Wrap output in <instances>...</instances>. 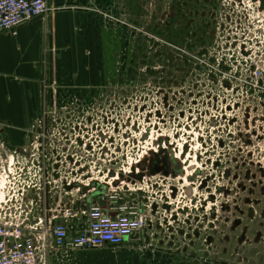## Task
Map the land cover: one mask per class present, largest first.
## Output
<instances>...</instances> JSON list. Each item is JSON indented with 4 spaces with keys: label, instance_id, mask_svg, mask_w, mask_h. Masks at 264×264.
<instances>
[{
    "label": "rangeland",
    "instance_id": "obj_1",
    "mask_svg": "<svg viewBox=\"0 0 264 264\" xmlns=\"http://www.w3.org/2000/svg\"><path fill=\"white\" fill-rule=\"evenodd\" d=\"M248 5L249 0H130L127 18L113 16L114 24L125 26L129 57L90 64L108 65L109 76L90 78L93 83L82 92L70 93L67 78H44L43 113L29 126L27 145L36 153L45 145L41 135L57 138V120L80 122V129L65 130L71 133L66 158L75 148L77 164L69 166L65 154L51 159L61 177L51 195L60 192V183H111L109 176L103 179L110 168L118 178L113 192L128 197L129 205H145V228L163 264H241L228 246L233 244L257 251V264H264V91L248 98L238 89L250 81L249 68L255 78L262 74L264 86V20ZM225 66L228 74L217 73ZM157 146L183 152L184 167L191 168L176 178L162 168L146 172L134 187L139 182L126 179L128 166L150 157ZM14 152L0 142V201L3 182L6 197L25 190L26 199L34 200L39 184L51 178L45 179L41 167L49 162L31 166ZM82 167L77 175L71 171ZM123 171L126 177L120 178ZM194 172L190 183L186 178ZM138 187L143 192H133ZM89 192H95L91 185L74 199L86 200ZM237 208L252 234L231 237L232 226L224 223L240 215ZM219 250L229 253L222 258Z\"/></svg>",
    "mask_w": 264,
    "mask_h": 264
},
{
    "label": "crops",
    "instance_id": "obj_2",
    "mask_svg": "<svg viewBox=\"0 0 264 264\" xmlns=\"http://www.w3.org/2000/svg\"><path fill=\"white\" fill-rule=\"evenodd\" d=\"M48 5L51 11L45 18H35L13 31L0 33V142L1 147L14 151L30 148L29 126L43 113L44 78H67V93L82 92L83 86L93 83L90 78L110 73L105 64L98 69L90 67L92 61L129 57L125 26L114 24L113 16L127 18L130 0H48ZM67 192L69 200L66 196L57 198L61 203L41 198L26 210V234L46 245L47 264H163L162 251L151 245L152 234L146 228L135 232L120 247L68 253L55 249L47 231L49 225L63 223L76 229L86 223L84 213L92 206L114 218L119 215L116 207L129 203L124 194L110 201L107 195L111 191L103 192L99 187L96 193L89 192L86 200L74 199L80 192ZM70 209L76 216L65 218L63 212Z\"/></svg>",
    "mask_w": 264,
    "mask_h": 264
},
{
    "label": "built area",
    "instance_id": "obj_3",
    "mask_svg": "<svg viewBox=\"0 0 264 264\" xmlns=\"http://www.w3.org/2000/svg\"><path fill=\"white\" fill-rule=\"evenodd\" d=\"M248 10H250L249 5ZM50 11L51 9L48 5V0H0V33L13 31L21 24L32 19L45 18ZM255 22L258 23L259 20H256ZM259 26L262 28L264 27V24L261 23ZM223 69V71H217V73L220 75H226L230 72V68L226 67ZM246 72H249L247 77H249L250 81H247L245 86H239L238 89L240 91L245 90V97L253 98L254 95H257L258 90L264 91V86L262 85L263 76L261 74L260 78H255L254 75L256 73L250 71V68ZM237 80L240 84L242 83L240 79ZM43 119L44 123H48L47 119ZM85 122L88 123V120ZM79 123L78 118L74 120H57L55 123L57 128L55 130L52 129L53 133L57 130L61 131L56 132L57 138H52V134H47V136L41 135L38 140L40 143L44 141L45 145L42 146V144H39V150H37L36 153L33 152V147L23 149L27 156L17 154L16 151L14 152L16 155L22 157L26 163L31 164V166H34L35 163L36 165H41L40 162H49L47 167H44L43 163L41 167L43 168L45 179L47 180L50 177L51 178L47 182L43 181V183L41 182L39 184L35 198L31 201L26 199L25 190H22L21 193L17 192L16 195L12 192V195L6 197L3 191V182V187L1 189L3 197L0 201V264H47L46 245L31 234H26V210L31 207L34 202L36 205L37 201H40L41 198L44 199V201H46V198H50L51 200H56V202L61 203L57 198H65V196L68 195L67 191L73 190L75 192H80L81 190L88 188L89 185L94 188L96 181L92 178H87L84 180L86 184L82 182L80 183L83 185H79V182L65 185L60 183V192H57L56 196H52L50 191L52 183L57 182L58 179L61 180L59 172H56L55 170L58 169V162L55 161L56 159L53 161H51V159H53L55 155L60 158V156H64L65 154L63 158L69 159V166L74 167L77 164L76 161L72 160L73 156H76V149L72 147L71 150H73V153L69 154L68 158H66V152L71 147L67 146L71 139V133L67 135L68 131L80 129V126H77ZM66 129L68 131H65ZM76 143L77 146H80V144L82 145V140H78ZM83 146L90 151L91 146H89L88 142L85 141ZM157 148L158 146L156 149ZM105 149L107 150L108 148ZM35 154L37 155L35 156ZM105 155L108 154L105 153ZM35 157L38 158L36 159ZM141 162H143V158L136 162L134 168L131 169L130 167L129 170L130 165L128 166L127 177L125 171L118 176L120 178L126 177V179H131V174L136 175L140 173L138 166ZM83 169L84 167L80 169L76 168L75 170L71 169V171H75L74 173L77 175V173H81ZM49 172H51V176H49ZM106 172L107 174L103 179H106L109 176L111 183L104 182L103 185L107 186L108 191H111L112 193L109 196L107 195V197L110 201H116L119 199V196L116 192H113L111 185H113L118 178H115L116 176H113L114 178H112L110 168L106 169ZM144 177L145 176H143V179ZM132 179V181L135 182L136 179ZM141 181H138L139 183L134 187L140 185ZM133 192L143 191L141 187H138L135 190L133 189ZM143 207H145V205L139 202H136V204L132 203L131 205H129V203L126 205H120L115 209L119 212V215L112 218L105 214L100 207L92 206L86 213H84L88 219L83 226L75 229L74 227L67 226L63 223H53L48 226L47 231L52 235L54 248L62 250L65 253L104 246L120 247L135 232H139L145 228L146 216L143 214ZM63 214L65 218L76 216L72 209L64 211Z\"/></svg>",
    "mask_w": 264,
    "mask_h": 264
},
{
    "label": "flooded vegetation",
    "instance_id": "obj_4",
    "mask_svg": "<svg viewBox=\"0 0 264 264\" xmlns=\"http://www.w3.org/2000/svg\"><path fill=\"white\" fill-rule=\"evenodd\" d=\"M249 2H250V5H249L250 10L256 11L259 14H261V17L264 20V0H249ZM176 153L177 152L174 150L170 151L166 147L162 148L161 146L160 147L158 146V148L153 153L150 154V157H148L149 156L148 155L143 160V162H146L147 165L150 166V168H147V172L150 174H154V173L160 172V170L162 168L164 175H166V174L169 175L170 173H167V172L169 170H171V175L174 178L181 177L183 175V173L188 168H191V166L187 165V167L185 168L184 167V161H185L186 155L183 152H180L179 154H176ZM171 166L173 167V169H170ZM190 172H193V170ZM145 174L146 173H144V171H140V173H139V175L141 176L140 179H143V176H145ZM194 175H195V172L192 176H187L186 179L190 183H192V180L194 179ZM236 211H239L240 215L238 217H231L228 219H225V217L223 218V222H224V219L226 220V222L224 224H227L228 227L232 226V236L231 237L239 236V235H250V234H252V232H250L251 226L248 224H244L242 222L243 221L242 217L245 216L244 211H242L241 209H238V208L236 209ZM224 212H226V208L224 209ZM250 215L252 216L253 212L250 214L249 213L246 214V216H249V217H250ZM250 221L252 222L251 219H250ZM223 236H225V235H223ZM235 240L236 239H234V241ZM224 246H225V244L221 245L222 248ZM228 246L231 249V251H233V253H236L235 259H237L239 262H241V264H243V263L257 264L262 259L261 255H259L257 253V251L250 253L246 250H243V247H245V246L236 247L235 244L228 245ZM217 247H219V246H217ZM235 248H237V250H239L241 252L235 251ZM211 249H213V247ZM219 252L221 253L222 258H225L226 253H229L227 250H224V251L219 250ZM237 252H239V253H237ZM244 254H248V255L244 256ZM214 262H217V261H214Z\"/></svg>",
    "mask_w": 264,
    "mask_h": 264
},
{
    "label": "water",
    "instance_id": "obj_5",
    "mask_svg": "<svg viewBox=\"0 0 264 264\" xmlns=\"http://www.w3.org/2000/svg\"><path fill=\"white\" fill-rule=\"evenodd\" d=\"M16 152H17V154L27 156V154H25L23 150L16 151ZM147 168H150V167L147 165L146 162H142V163L139 164V166H138V169H139L140 171H143V170H145V169H147ZM140 177H141V176H140L139 174H136V175H132V174H131V178H134V179H136V180H140ZM98 187L101 188V190H103V192H105V190H106V191L108 190V187H107V186H104V185L101 186V185H99V184H95L94 189L96 190ZM95 193H96V192H95Z\"/></svg>",
    "mask_w": 264,
    "mask_h": 264
},
{
    "label": "bare ground",
    "instance_id": "obj_6",
    "mask_svg": "<svg viewBox=\"0 0 264 264\" xmlns=\"http://www.w3.org/2000/svg\"><path fill=\"white\" fill-rule=\"evenodd\" d=\"M2 183V182H1Z\"/></svg>",
    "mask_w": 264,
    "mask_h": 264
}]
</instances>
